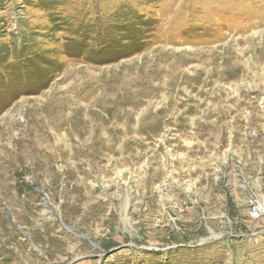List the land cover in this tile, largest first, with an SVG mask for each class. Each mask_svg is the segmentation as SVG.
Masks as SVG:
<instances>
[{
	"label": "rangeland",
	"instance_id": "rangeland-1",
	"mask_svg": "<svg viewBox=\"0 0 264 264\" xmlns=\"http://www.w3.org/2000/svg\"><path fill=\"white\" fill-rule=\"evenodd\" d=\"M0 264H264V0H0Z\"/></svg>",
	"mask_w": 264,
	"mask_h": 264
},
{
	"label": "built area",
	"instance_id": "built-area-1",
	"mask_svg": "<svg viewBox=\"0 0 264 264\" xmlns=\"http://www.w3.org/2000/svg\"><path fill=\"white\" fill-rule=\"evenodd\" d=\"M248 217L253 220V221H257L262 217V213L260 212V210L253 206L249 211H248Z\"/></svg>",
	"mask_w": 264,
	"mask_h": 264
}]
</instances>
